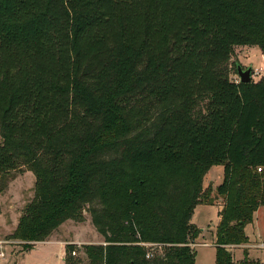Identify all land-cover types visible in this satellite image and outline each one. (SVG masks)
<instances>
[{
  "label": "trees",
  "instance_id": "trees-1",
  "mask_svg": "<svg viewBox=\"0 0 264 264\" xmlns=\"http://www.w3.org/2000/svg\"><path fill=\"white\" fill-rule=\"evenodd\" d=\"M236 45L264 55V0H0V178H36L21 239L87 207L104 242L65 264H196L195 208L221 198L216 264H264L231 250L264 208V76L231 78Z\"/></svg>",
  "mask_w": 264,
  "mask_h": 264
},
{
  "label": "rangeland",
  "instance_id": "rangeland-1",
  "mask_svg": "<svg viewBox=\"0 0 264 264\" xmlns=\"http://www.w3.org/2000/svg\"><path fill=\"white\" fill-rule=\"evenodd\" d=\"M243 68L253 66V72H258L253 79L261 80L264 76V55L258 45H236L230 60L231 78L240 79L237 65ZM263 72V73H262ZM2 138L0 136V143ZM224 166H212L204 176L203 186L215 188L223 181ZM35 174L22 167L0 178V246L5 253L0 256V264H65L67 245H72L76 258L85 261L86 244H100L103 236L95 228L91 214L86 207L82 220L68 219L61 227L44 240H22L16 233L19 220L27 205L35 198ZM223 199L215 204H199L195 208L192 222L201 229L196 242V264H216L217 229L220 221V211ZM249 238V247L231 246L235 260H241L247 255L264 263V208L257 214L254 221L245 228ZM258 244V245H257ZM245 245V244H243ZM248 246V244H247ZM154 251L161 253L162 248L155 246Z\"/></svg>",
  "mask_w": 264,
  "mask_h": 264
},
{
  "label": "water",
  "instance_id": "water-1",
  "mask_svg": "<svg viewBox=\"0 0 264 264\" xmlns=\"http://www.w3.org/2000/svg\"><path fill=\"white\" fill-rule=\"evenodd\" d=\"M252 71H253L252 65L248 66L247 68H243V66L240 64L237 65V73L240 77L241 82H245V83L251 82L253 80Z\"/></svg>",
  "mask_w": 264,
  "mask_h": 264
},
{
  "label": "built area",
  "instance_id": "built-area-1",
  "mask_svg": "<svg viewBox=\"0 0 264 264\" xmlns=\"http://www.w3.org/2000/svg\"><path fill=\"white\" fill-rule=\"evenodd\" d=\"M262 70H263V72H264V68H262ZM263 72H262V73H263ZM257 73H258V72H256V73L253 72V73H252L253 77H255ZM258 170L261 171L262 168L259 167ZM140 244H141V245H144V246H146V247L149 248V250L147 251V254H146V256H147L148 258L153 256V254H154L153 249L155 248V246L160 247V245L157 244V243L140 242ZM260 245H261V246H264V243H262V244H260ZM1 249H2V245L0 246V256H1V257H4V256H5V253H4V251L1 250ZM72 253H73V254H76V251L73 250Z\"/></svg>",
  "mask_w": 264,
  "mask_h": 264
},
{
  "label": "crops",
  "instance_id": "crops-1",
  "mask_svg": "<svg viewBox=\"0 0 264 264\" xmlns=\"http://www.w3.org/2000/svg\"><path fill=\"white\" fill-rule=\"evenodd\" d=\"M259 212H261V209L258 211V212H256V215H255V217L257 216V214L259 213ZM66 222V221H65ZM64 222V223H65ZM61 225H63V224H61ZM61 225L59 226V227H61ZM258 245V244H257ZM238 246H243V247H245V248H247V247H249L250 245H249V243H248V246H247V244H245V245H236V246H234V247H238Z\"/></svg>",
  "mask_w": 264,
  "mask_h": 264
}]
</instances>
